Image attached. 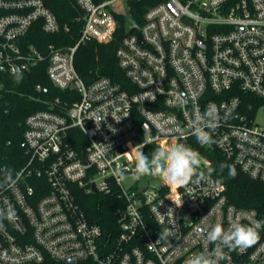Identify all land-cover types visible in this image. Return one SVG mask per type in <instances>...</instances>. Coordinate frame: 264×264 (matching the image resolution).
Listing matches in <instances>:
<instances>
[{"label": "built area", "instance_id": "2783aa9c", "mask_svg": "<svg viewBox=\"0 0 264 264\" xmlns=\"http://www.w3.org/2000/svg\"><path fill=\"white\" fill-rule=\"evenodd\" d=\"M75 1L82 11L76 44L39 47L29 41L35 27L55 36L69 34L70 26L43 0H0V75L29 74L47 63L51 84L79 95L63 103L44 98L49 87L35 86L49 109L27 117L21 142L27 162L0 191V209L17 214L15 223L5 220L0 229V264H47L48 258L61 264H188L214 247L204 236L215 224L228 230L260 221L257 210L231 204L226 186L211 175L208 183L177 187L150 176L133 182L131 172L137 154L152 144L198 152L190 121L197 108L203 113L214 104L221 117L214 143L201 146L264 183V126L258 121L264 113V0L159 1L117 50L129 90L106 76L87 83L75 67L80 46L111 42L118 18L127 19L117 9L120 0ZM124 1L131 29L135 0ZM181 93L183 105L175 102ZM162 121L170 131L159 130ZM200 157L198 170L207 174L210 163ZM118 166L126 177L119 182ZM116 190L119 232L107 236L88 219L77 194ZM168 209L173 213L161 223L157 211ZM165 229L173 235L158 240ZM259 237L244 251L225 248L230 259L221 264H264V228Z\"/></svg>", "mask_w": 264, "mask_h": 264}, {"label": "trees", "instance_id": "16d2710c", "mask_svg": "<svg viewBox=\"0 0 264 264\" xmlns=\"http://www.w3.org/2000/svg\"><path fill=\"white\" fill-rule=\"evenodd\" d=\"M46 6L51 9L62 25H69V34L46 35L39 27H35L30 35L29 41L39 47L54 44L75 45L79 38L81 24L77 18L82 15L80 7L75 0H43ZM161 0H135L130 10V18L133 27L130 29L125 17L118 18L117 30L114 38L109 43L88 42L80 46L75 55V67L79 75L87 82L106 76L114 82L119 83L123 88L129 90V81L119 66L117 50L124 37L131 33H138L144 14ZM47 63L41 64L29 74H23L21 82L17 83L14 76L0 75L2 88L0 89V191L5 189L9 182L5 172L11 170V180L16 173L26 164L27 157L21 147L25 132V122L29 115L49 109L43 103V99L36 98L35 86L42 84L50 89L45 95L46 99L60 98L63 103L71 101V97L79 99L75 92L60 91L51 84L46 73ZM73 147L80 149L78 144ZM160 149L152 144L145 150V155L151 159L153 152ZM199 154L210 163V175L220 180L226 186V194L229 202L238 208L257 210L261 220H264V183L251 178L234 161L228 159L220 151H209L197 144ZM227 163L235 167L237 175L230 178L228 169L223 172L219 170L221 163ZM77 200L88 219L103 229L107 236L117 235L119 232L115 210L122 202L119 192L116 190L111 195L100 193L86 195L83 191L78 192ZM47 264H61L55 259L48 258Z\"/></svg>", "mask_w": 264, "mask_h": 264}, {"label": "clouds", "instance_id": "9594fccd", "mask_svg": "<svg viewBox=\"0 0 264 264\" xmlns=\"http://www.w3.org/2000/svg\"><path fill=\"white\" fill-rule=\"evenodd\" d=\"M13 76L17 83L23 79L20 70H15ZM186 99L185 94L181 93L177 95L175 102L183 105ZM150 114L154 116L159 115L158 113ZM220 119L218 109L214 104L206 106L203 113L197 108L193 119L190 121V127L198 143L201 145L214 143L212 133L219 126ZM167 123V121L160 122L159 130L170 131V129L166 128ZM110 130L115 131V129L111 128ZM146 143L144 141V144ZM200 160L201 157L197 151L183 144H177L169 150H155L151 159L143 151H140L136 156L135 169L131 172V180L135 182L145 176H155L161 180L164 186L177 187H184L190 184L199 185L201 182L208 183L210 182V172L206 174L198 170ZM224 169H228V176L230 178L234 179L236 177L237 172L234 166L222 162L219 165V170L223 172ZM4 175L11 182V170L5 172ZM114 177L117 178L118 182L120 178H126L124 170L118 166L114 170ZM157 213L159 221L163 223L164 218L170 216L173 210L168 209L164 214L158 211ZM16 219L17 214L14 208L9 207L6 210L0 209V229L5 228V220L9 223H15ZM261 228H264V220L256 221L254 224L248 225L234 223L228 230H225L221 224L217 223L204 236L206 242L213 244L214 247L210 250L206 247L203 252L189 260L188 264H221V261L230 259L224 251L225 248L244 251L252 247L260 238L259 230ZM196 232L202 233L203 229L197 227ZM172 235V229H165L159 234L158 240L167 241L168 237Z\"/></svg>", "mask_w": 264, "mask_h": 264}, {"label": "rangeland", "instance_id": "374dc122", "mask_svg": "<svg viewBox=\"0 0 264 264\" xmlns=\"http://www.w3.org/2000/svg\"><path fill=\"white\" fill-rule=\"evenodd\" d=\"M117 9H118V11H119L120 13H124V14L127 16V19L129 18V11H128V9H127V4L125 3L124 0H120V1L117 3ZM130 24H131V22H130ZM258 121H259L261 124H263V126H264V113L259 115V117H258ZM201 161H204V160L201 159L200 162H201ZM150 177H155V176H150ZM150 179H152V178L147 177V178H146V181H149ZM151 184H152L153 186H158V185L160 184V181H158V180H156V179H152V180H151Z\"/></svg>", "mask_w": 264, "mask_h": 264}, {"label": "water", "instance_id": "95a60500", "mask_svg": "<svg viewBox=\"0 0 264 264\" xmlns=\"http://www.w3.org/2000/svg\"><path fill=\"white\" fill-rule=\"evenodd\" d=\"M144 188H145V187H141V189H140V190H141V191H143V190H144ZM93 191H94V193H96V191H97V190H96V188H95V187H94V190H93ZM142 200H143V201H145V197H144V196H142Z\"/></svg>", "mask_w": 264, "mask_h": 264}]
</instances>
